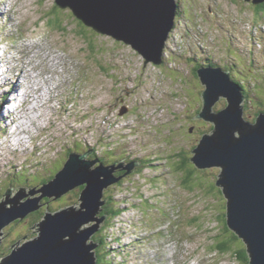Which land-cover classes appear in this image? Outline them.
<instances>
[{
    "label": "rangeland",
    "instance_id": "374dc122",
    "mask_svg": "<svg viewBox=\"0 0 264 264\" xmlns=\"http://www.w3.org/2000/svg\"><path fill=\"white\" fill-rule=\"evenodd\" d=\"M215 1L217 3L218 1L222 2L221 9L216 14L211 12V10L205 9V11L201 6H197L201 3V0H192L189 3L183 4V8L187 15L189 16L190 13L192 17V21L190 20L187 23V27H190V29L188 30L190 32L192 30L194 31L195 25H201L203 20L200 19L201 17L199 16V13L202 12V15L209 18V24L205 23V27H209L210 31L203 36V38L206 39V43L208 46L207 49L210 50V45L212 47V51L209 57H212L214 54H220L218 58L225 60L228 59L231 63V67L233 69H236L237 76L243 77L242 73H244V77H247V69L245 68V66L241 68L239 66L240 64H238L240 62L247 61V58L240 57L239 52L240 46L245 51H248V48L253 41L248 33L247 36L241 37V32H244V30H246L247 27L251 25L250 23H252L253 20L259 19L258 17L261 16L264 18V12L259 11V8L256 9L255 7L248 8L240 6L245 9L241 10L238 6L239 4H233V2L230 3V0ZM8 2H10V4L13 3L16 5L15 11L12 12L15 26H17V33L14 36V38L17 40L16 44L28 47L29 50H31L29 53L34 54L40 52L41 64L44 61L48 63L52 68L66 67L68 71V74H66V83H52L57 84L56 87L59 88H62V86L69 87L70 95L75 96V98H73V100L68 105L75 106L73 111H70L72 116H68L67 112L69 111L66 108H62L61 110H59L58 102L53 101L54 98L52 99L50 105L51 107H55V111L59 117V120H63V122H61L62 125H60L59 128L60 132L56 133V139L52 135L48 134V130V139L46 134V139L44 136H42L43 141H41V139L39 138V141L42 145L41 151L43 152V156H38V159H36L34 162L26 159V162L29 161L30 163L47 161L44 168L33 167L32 164L29 165L28 169H33L32 171H34V173L39 172V174L42 175V177L38 175L34 176L32 178L31 184H42L45 182L43 178L44 174H46L47 171L51 169V173L55 175V173L60 168H63L65 164L64 162L67 158V152H69V150L79 153V151L82 152L87 147V151L92 150V153H95V156H102V154L104 153V149L102 148H104V146L105 148L109 146V150H113L122 145L125 146L129 145V143L131 142H136L132 147L136 148L138 145L140 148L135 149V152L136 154H139L141 156L148 154L151 149L155 147L156 150L159 149L160 152H158V154L161 155L162 159L160 161H157V159L151 161L150 165L152 163H154L155 165L153 164L151 166H147L144 172L140 171L138 175L140 177V181L136 182L135 185L120 187L118 189V193L116 194V198L129 196V210L135 208L137 209L135 213L126 214L124 215V218L123 216H119L121 219L119 217L118 219H114L115 216L109 219V215H107L106 212L98 213L97 217L106 216L105 219H109L111 222L119 221L117 223L119 224V227H122L129 234H133L134 237H154L145 244L141 245V250L143 253L150 252L152 256H156L158 264H162V262L163 264H239V262H237L231 254L241 247L246 249L247 252V247L241 238L235 236L234 232H230L226 227L227 219L225 214L227 201L224 198L222 189L216 186L217 178L221 170L219 168H213L205 171H199L195 170L196 168L190 164H185L187 166L185 170H180L178 168L185 158H174V153L177 152L178 154H181V149H186L187 151L185 150V156L191 158L192 147L195 146L198 139L202 138L199 132L201 133L203 131H206L207 134H210L213 131L214 126L206 121V123L201 122L196 128V131L190 133L191 127L193 125H196V123L190 121L188 124H186L185 119H182L184 123H179V126L180 128L181 126H184L182 127L184 129L181 132H178V137L173 138V141L170 138H167L171 136V133L169 134L170 128H173L177 124L178 120H181L178 116L182 115L184 112H189V110L193 112V107L199 109L198 104H200L202 101L201 92H197V90L193 88L192 84L190 85V82L194 80V78L191 75L188 77V72L183 68L182 72L184 75H182L180 72L179 75L177 74L180 80L177 83L175 82V80H173L175 79V73L170 71L173 70V68L170 67L171 64L174 65L171 61L166 63L163 69H159L160 67L155 68L151 65L145 68L143 59L138 54H135V52L131 48H126L125 46L119 44L107 45L105 43V39L102 40L98 38L99 40L97 44L101 45V50H105V54L101 55L100 58V55L97 54V46L95 43V37L93 35V32L95 31H93V29L91 30V28H87L83 23H80L73 13L70 14V11L63 14V12H61L60 10H53L55 8L54 0H48L47 2L46 0H8ZM45 4V10L51 11L44 10L43 7L45 6ZM6 5V2L0 0V8L5 7ZM21 5H24V8ZM31 9H33L34 15L30 13ZM253 9L256 11H254ZM209 11L211 12V14ZM252 14L253 17H251ZM39 16H41L42 18L41 21L38 19ZM248 18L249 20L246 21V19ZM25 19L28 20L25 21ZM33 19H37V23L34 22ZM220 19H222V21H224L226 25H230L232 27V38H237L238 34H240L238 37V41H236L237 44H234L236 53L233 55L230 54L232 49L231 46H227V44H223V42H218V40H216L214 36L211 35L213 34L214 26L217 25L218 22H220ZM1 20L2 17L0 16V21ZM177 20L179 19L177 18ZM31 21H33L32 24ZM10 24H12V21L8 22L5 19L4 21H2V28L5 29V27H8V29L11 31ZM221 25L224 29L229 31L227 26H225L224 24ZM32 29L35 30L33 34L30 33ZM254 32H256V41L263 42L264 33L259 30H255ZM225 34L227 35L226 32ZM181 35L182 34L178 33V38ZM110 38L111 37H107V42L109 43ZM244 40H246L245 43ZM2 41L0 39V42ZM178 41L179 39L177 41L172 40L171 43L167 41L166 44L169 43L168 46L170 45V47H168V52L167 50H165L164 54L169 56V53H172L173 50L176 54V43L180 45ZM92 43H94L96 48H93ZM219 43L220 46L218 45ZM103 44H105V47L103 46ZM120 48L124 49V51H119ZM256 49L260 50L259 52L261 53H257L261 54V59H259L258 61H254L252 68L249 69V73L251 71L254 72L255 69L264 70V50L257 47L255 48V50ZM22 52L25 53L26 50L23 49ZM37 55L40 56L39 54ZM198 55L199 50L197 56ZM10 56L11 58L13 57V55L9 54L5 59V63L10 62L11 64ZM201 58H204V54L201 55ZM178 61H183L185 62V64H187L186 58L178 59ZM183 62H179L180 66H182ZM13 63L17 62L13 61ZM5 68L7 69V71L5 70ZM4 70L6 71L5 76L12 72L8 71L10 70V68H7L5 66ZM20 70L21 69L18 65L17 69H15L17 77H14L15 73L12 77H9L17 82L14 85L16 86V92H18L25 83L23 81L18 83L20 76H24L22 75L23 72H21ZM19 72H21V74ZM108 72L115 74L113 79H111L110 76L106 77L108 76ZM27 78L31 79V76L28 75ZM133 78H135L136 82L133 81ZM143 82L146 83L144 84L145 86L143 85ZM182 82L185 83L183 84ZM255 83L256 82H253L252 84ZM74 84H79L85 91L84 94L86 95V97L84 99H80L79 103H76V100L78 98V96H76L77 86H75ZM26 87L28 88V86ZM258 87L260 89V92L259 94L254 96L263 102L264 89L262 86ZM97 88H99V91H97ZM122 88L128 91H133L134 89V98H126L128 96H126L125 91V93L123 94L120 93V90H123ZM170 92L174 95H177V98L170 100V98H172ZM36 93H38V91H36ZM20 94L22 93H14L12 95L18 96ZM52 95L53 90L51 92V97ZM120 95L125 98V103L121 107L123 108L127 106L130 108L129 112L124 117L120 116V109H111L114 99ZM156 97H160L161 100L156 99V101H152L151 103L146 102L147 100H153ZM62 98H64V94ZM18 101L19 99L9 101V103H11L7 106L8 113L12 111V104L18 103ZM154 102H156V104H153ZM221 102H224V104L220 105ZM220 103H217V110L223 109L226 106L225 100H221ZM99 104L107 105V107L100 113L98 112V108L95 107ZM145 104H147L148 106H151L152 104L153 105L149 109H146L148 108V106H145V110L130 115L132 108H134L135 106L143 107ZM255 104L257 103L254 102L249 105L246 114H248V112L255 113V111L257 110L256 108H253ZM158 111H160L159 115L157 114ZM10 114L14 115V112H10ZM3 115H5V113ZM169 116L171 118L169 119L170 121H164L167 120ZM186 117L190 118V116ZM13 118L15 119L16 116H14ZM106 118L119 119V123L117 125L110 126V124L106 122ZM176 119L178 120L174 123ZM245 119H247V116L245 117ZM49 120L54 121L52 117H49ZM102 120L104 121V123L100 125L99 122H101ZM139 120H145L147 121V124L137 134H133L138 132V130L133 128L130 130H126L124 128L120 129V126L124 127L127 123H135ZM14 123H16V121ZM68 126H71L75 129H80V131H75L74 134L76 136L72 138L70 136V133L73 129L68 128ZM126 132L132 133V135H127L122 139L118 138L120 134L122 135ZM65 133H67L68 135ZM144 142L148 143L149 148L145 151H141V145ZM23 146H25V144H23ZM17 147L22 150L20 146ZM9 148L10 150L14 149V144L11 143L9 145ZM24 148L25 149H23V151L18 152L23 153L26 151L27 157H24L23 159L33 155L34 151L28 149V145H26ZM5 153V149L0 146V157H2V161L0 162V188H2L4 192H7V190L9 189H16L14 191L18 192L22 187H17L18 184L10 179L11 174H17L22 179H24L25 176L27 179L28 174L27 171H20L18 173V170L16 169L17 163L19 161L18 156H13L10 153H7V161L4 160V158L6 157ZM108 156L110 157L109 152ZM88 158L90 159L89 156ZM156 166H160V168L155 170L154 168H156ZM193 170H195V172L190 175V171ZM113 173L115 174V172ZM189 175L190 177H188ZM153 179L158 180L154 181ZM24 182L25 181H22L21 184H24ZM132 182L133 180H128L126 183ZM151 182L156 186L152 185ZM134 186H136L138 189H145L142 191H137V188H134ZM108 188L109 186L106 190H108ZM79 189L80 187H77L74 190L70 191L72 193L76 192V195L74 194V197H69L68 195L65 196V194L64 198H60L57 200V202L51 203L48 208H50V210L52 211H59L61 209L67 208V206L69 204H72L73 201H77V204H79V202L81 203V201H79V195L81 194V192H83L84 186L82 189ZM28 192H26V195L28 194ZM70 192H68V194ZM41 195L42 193L30 197H25L20 202L27 201L28 199L31 200L34 198H39ZM140 198H144L145 201H140L139 203V201L137 200ZM150 198L157 199L154 203L150 201ZM63 205L66 206L63 208H59ZM125 205L127 206V202L126 204L121 203V207H125ZM103 206H105V204ZM103 206H100L99 210H101V207ZM6 208L10 209V206L7 205ZM48 208H46V206H43L41 209H43L44 213H46L48 212ZM126 218L127 220L122 223L121 221L125 220ZM169 225L171 226V229L167 228L169 227ZM8 226L2 229V237L0 236V260L3 258V256H5L4 258H6L10 255L11 252L7 251V249L13 242L19 241L21 238H25L26 235H28L26 237L27 239L24 241V244H26L33 241L32 239H34L37 233H34L35 229H31V227L33 226V222H30L29 220L21 225L18 223L11 227ZM9 230L11 232H9ZM117 230V227L113 228L114 232H116ZM170 231L171 242L165 243L166 241H168L166 235ZM5 232L9 233L8 236L5 235ZM99 235L100 231L97 230L91 236V239L93 240L96 236ZM110 236H112V234ZM234 237H237V239H234ZM230 238L231 240H234L233 244H235V246H230L229 251L226 254H223L222 251L218 250V245L227 239L228 241H231ZM165 239L166 241H164ZM173 248H175L176 250ZM96 252L97 248L89 251L90 254H95ZM147 258L148 255L147 253H145L142 256L141 262L134 263L132 261L129 264H145L144 262L147 260ZM169 258L174 259L170 260ZM118 261L119 260H117L116 262ZM94 262H96V258ZM107 262L111 261L108 260ZM148 263L154 264L151 261H149Z\"/></svg>",
    "mask_w": 264,
    "mask_h": 264
},
{
    "label": "water",
    "instance_id": "95a60500",
    "mask_svg": "<svg viewBox=\"0 0 264 264\" xmlns=\"http://www.w3.org/2000/svg\"><path fill=\"white\" fill-rule=\"evenodd\" d=\"M245 1L254 6L264 3V0ZM55 5L58 10L72 11L96 33L132 46L143 56L145 65L154 66L164 62L166 43L179 12L177 0H55ZM198 74L205 88L202 92L204 106L193 120L203 118L214 129L202 137L193 151L191 163L199 170H221L217 186L227 201L228 227L245 242L249 263L264 264V112L255 123L246 121L243 94L231 81L229 73L208 68L200 69ZM222 98L227 101L226 107L214 112ZM90 154L72 156L57 175V181L46 187L45 194L42 192L45 198L58 199L86 185L80 194V208L46 212L42 233L40 223L31 228L35 229L34 233L40 231V239L22 247H18L21 243L18 242L11 257L3 263L4 258L0 264H95L94 253H89L95 247L88 242L99 224L105 221L106 216L95 218L102 211L100 206L106 203L104 190L114 183V177L113 171L102 166L93 170L98 161H86ZM138 163H130L132 169ZM38 192L41 189L29 195ZM23 195L27 197L24 192L10 199L13 201L10 209L6 208L10 204L0 203V232L41 207L38 205L42 195L20 203L25 198ZM7 197L8 194L3 199L9 203ZM91 223L97 224L84 228Z\"/></svg>",
    "mask_w": 264,
    "mask_h": 264
},
{
    "label": "bare ground",
    "instance_id": "6f19581e",
    "mask_svg": "<svg viewBox=\"0 0 264 264\" xmlns=\"http://www.w3.org/2000/svg\"><path fill=\"white\" fill-rule=\"evenodd\" d=\"M235 1V0H234ZM20 2V1H19ZM241 3H244V4H246V5H243V4H241ZM235 4H239L238 6L240 7V6H243V7H250V8H252V7H256V6H254L251 2H247V1H245V0H237L236 2H235ZM261 5H263V4H261ZM22 6V5H21ZM260 6V5H259ZM23 8H24V5L22 6ZM242 8V7H241ZM242 9H244V8H242ZM245 10V9H244ZM30 13H32L33 15H34V13H33V9H31L30 10ZM22 14V13H21ZM30 15V14H29ZM32 15V16H33ZM0 16H1V12H0ZM31 16V17H32ZM251 17H253V14H252V16ZM250 17V18H251ZM252 19V18H251ZM24 20V19H23ZM28 20V19H27ZM26 19H25V21H27ZM224 20V19H223ZM247 20H249V18L248 19H246V21ZM33 21L34 22H36L37 23V19H33ZM33 21H31V24L33 23ZM224 22V21H223ZM22 24V23H21ZM251 25H250V31L252 32V33H256V32H254L255 30H259V31H262L263 33H264V23H261V24H259V23H257L256 24V19L255 20H253L252 21V23H250ZM181 25H182V21H181ZM179 31V30H178ZM198 31L200 32L201 30L200 29H197V30H194L193 31V33H195V34H197L198 33ZM246 30H244V32H241V37H243V36H247V33L245 32ZM99 34V39H105L106 41H107V37L106 38H103V36L100 34V33H98ZM230 34H231V32H230ZM109 38V37H108ZM170 38V37H169ZM252 38V43L250 44V47L248 48L249 50L248 51H246L248 54H249V57H252L253 58V60L254 61H258L259 59H261L260 57H261V54H258V53H261V52H259L260 50H258V49H256L255 50V48L257 47V48H261L262 50H264V44L262 43V42H257L256 41V38H255V36H253V37H251ZM112 38H110L109 39V41H110V44H112V45H123V46H125L126 48H131L134 52H135V54H138L142 59H143V61H144V67L146 68V67H148V66H152V64L151 63H149L148 65H145V60H144V58H143V56L138 52V51H136L132 46H130V45H127V44H125V43H121V42H118V41H116V40H114V39H112ZM262 39V38H261ZM259 41V40H258ZM246 42V40H244V43ZM250 42H251V40H250ZM5 44V42H0V44ZM109 43V42H108ZM31 46V45H30ZM119 51H124V49H121L120 48V50ZM210 51H212V49H210ZM115 52H117V51H115ZM252 52H254L255 53V56H252ZM258 52V53H257ZM202 54H204V53H202ZM119 55V54H118ZM263 56V55H262ZM101 58V57H100ZM258 58V59H257ZM1 59H2V56H1ZM1 59H0V63H1ZM10 59H11V56H10ZM204 59V58H203ZM17 62V65H19V68L21 69L20 71L21 72H23L22 71V65H20V60L18 61H16ZM1 66L3 67V69H1L0 68V85L2 84V81L4 80V82H3V84L0 86V88L1 87H3L6 83H7V81L8 80H10V79H12V78H9V77H12L13 76V74L14 73H16L15 71H13L12 73H9V74H7L6 76H5V74H6V71L4 70V65H2V63H1ZM156 67H158V66H156ZM20 76V75H19ZM7 79V80H6ZM21 81H23V82H25L24 83V85H23V87L22 88H20L19 89V91L18 92H15V93H23V91H24V89L23 88H25L26 86H27V84H29V82H31V81H33V84H34V80H33V77L31 76V79L30 78H27V77H22V76H20V79L18 80V83H20ZM26 85V86H25ZM144 85V84H143ZM39 86V84L37 83V82H35V84H34V86H29L24 92L26 93V94H29V95H35V99L33 98V101L35 100V104H34V106L33 107H31V109H33V119H32V121H29V122H27V125L32 129V131H33V133H35L36 135H37V137H42V136H44L45 137V139H46V135H47V139H48V134H47V126H45V124H47L48 125V121L46 122V117L48 118V120H49V116H48V112L50 111L49 110V106H48V101L51 99V92H52V90H53V85H43V87L39 90L37 87ZM145 86V85H144ZM245 86H248V84L247 83H245ZM37 89H36V88ZM10 89H12V87H10V88H8V92L10 93V94H14V93H12V91H10ZM123 90H120V93H122L125 89L124 88H122ZM29 90H31V91H29ZM36 91H38V93H36ZM128 91V90H127ZM132 92V91H131ZM12 96H15V95H12ZM131 99H133L134 98V95H133V92L131 93V97H130ZM8 101V100H7ZM9 105V101L7 102V106ZM203 100H202V108H203ZM18 108H20V106L18 107ZM54 110H55V107L53 106L52 107ZM62 108H59V110H61ZM186 109V108H185ZM201 111H202V109H201ZM201 111H200V113H201ZM198 113V112H197ZM199 113V114H200ZM198 114V115H199ZM5 115H7L6 116V118L7 119H10V121L12 122V120H11V118H13L14 116H16V118L18 119V121H19V115H21V113H14V115H11L10 113H8L7 111L5 112ZM4 115V116H5ZM173 115H174V113H173ZM197 115V116H198ZM120 116L121 117H124L125 116V114H123V113H120ZM26 117H29V116H26ZM30 118V117H29ZM31 119V118H30ZM244 119H245V117H244ZM199 120H201V121H204V119L203 118H200ZM36 123H35V122ZM50 122H52V123H54V121H52V120H49ZM46 122V123H45ZM29 123H30V125H29ZM247 125H249L248 123H247ZM46 134V135H45ZM12 136H10L9 135V140H8V142H9V145L11 144L10 143V138H11ZM26 146V145H25ZM24 146V147H25ZM23 147V148H24ZM27 149V148H26ZM21 151H23V149L21 150ZM20 151V152H21ZM30 152V151H29ZM193 152V151H192ZM181 154H178L177 152H175L174 153V158L175 159H178L179 158V156H180ZM173 158V159H174ZM132 162H140V161H135V160H132V161H130V163H132ZM134 168H136V166L135 167H133V171H131L132 172V174L131 173H129V174H127V175H125L126 173H125V171L123 172V175H125L124 177H123V182H122V184L119 186V188L120 187H122V186H131V185H135L136 184V182H138V180L136 179V178H138V176L135 174V172H136V170L134 169ZM147 167L145 166L144 168H143V170H145ZM123 169V168H122ZM220 174H221V172H220ZM158 177V176H157ZM128 180H133V182L132 183H126ZM140 181V180H139ZM40 189H41V187H39ZM119 188H114L113 189V191L109 194V195H111L112 196V200L114 199L115 200V203L117 204V205H119V206H121V203L122 204H126V202L128 201V197H122V198H116V194L118 193V189ZM134 188H137L136 186H134ZM39 189V190H40ZM145 188H141V189H138L137 188V191H142V190H144ZM39 194V193H38ZM36 195V194H35ZM29 197H30V195H28ZM55 198H51V199H44V203H43V205H41V207L39 208V209H37V210H35V211H33L32 213H30L26 218H24V219H22L20 222H19V224H21L22 222H25V221H27L28 220V217L31 215V214H33V213H35V212H38V211H42V212H44L43 211V209H41L43 206H46V208H48V206H50V204L51 203H55V202H57V200L58 199H55ZM62 199V198H61ZM149 199V198H148ZM151 199V198H150ZM114 200H113V203H114ZM48 203V204H47ZM108 202L106 201V203H105V206H106V204H107ZM105 206H103V207H101V210L102 211H100V213H103L105 210H104V207ZM124 206V205H123ZM128 206H129V204H128ZM123 212L125 211V209H123L122 210ZM121 211V209H119L116 213L117 214H115V215H117L118 216V214H119V216H123V218L125 217L124 216V213ZM118 216V217H119ZM43 218H45V215L43 216ZM120 218V217H119ZM95 219H101V216L100 217H96ZM118 219V218H117ZM121 219V218H120ZM127 220V218L125 219V220H122L121 222L122 223H124V221H126ZM30 221V220H29ZM30 222H33L34 223V221L32 220V221H30ZM38 223H41V219L36 223V224H38ZM118 222L117 221H115V224H116V227L118 226V224H117ZM36 224H34L33 226H35ZM97 224V223H96ZM96 224H94V225H96ZM133 224V223H132ZM91 225H92V223L91 224H88V225H86V226H84V228L85 229H87V228H90L91 227ZM105 225H106V223L105 222H102V223H100L99 224V227L98 228H103V227H105ZM138 225V224H137ZM32 226V227H33ZM143 226V225H142ZM141 226V227H142ZM136 227V226H135ZM167 228H170L171 229V226L169 225V227H167ZM167 228H165V229H167ZM8 229V228H7ZM105 229V228H104ZM130 229V228H129ZM148 229V228H147ZM99 231V230H98ZM149 231V230H148ZM1 233H2V231H1ZM149 233V232H148ZM8 234L9 233H6L5 232V235L6 236H8ZM234 234H235V236H237L238 238H239V235L238 234H236L235 232H234ZM40 235V231H38L37 233H36V236L34 237V239H36V238H38V236ZM128 235V234H127ZM151 235V234H150ZM170 235H171V231L170 232H168V234L166 235V237L168 238V241H166V239L164 240V241H166L165 243H170L171 242V240H170ZM155 237H156V235H155ZM165 237V238H166ZM152 238H154V237H152ZM151 237H148V238H145V239H143V244H145L146 242H148L150 239H152ZM27 238H25L24 240H23V238H21L19 241H15V242H13L11 245H10V247H8V249H7V251H9V249H10V254H12V252L14 251V249L17 247V243L18 242H21V243H19V245H18V247H21V245L24 243V241L26 240ZM242 239V238H241ZM242 241H243V239H242ZM244 242V241H243ZM245 243V242H244ZM156 244V243H155ZM170 245V244H169ZM246 245V244H245ZM110 245L109 244H107V246L106 247H104L105 248V250L109 253L110 251H108V250H110V247H109ZM145 246V245H144ZM247 247V246H246ZM107 248V249H106ZM143 248H145V247H143ZM166 248V247H165ZM170 248V247H169ZM173 249H175V248H173ZM172 250V249H171ZM176 250V249H175ZM170 251V250H169ZM7 253V252H6ZM5 253V254H6ZM175 253V252H174ZM110 255H114V254H116V253H109ZM177 254V253H176ZM7 256V255H6ZM130 256V255H129ZM5 256H3V258H4ZM2 258V259H3ZM121 258V257H120ZM2 259L0 260V262L2 261ZM114 259L115 260H118V255L117 256H115L114 257ZM170 260H172V259H174V258H169ZM131 260L134 262V263H137L138 261H136L134 258H131ZM155 260H157L156 258H155ZM180 260V259H179ZM158 261V260H157ZM181 262V261H180ZM151 264V263H150Z\"/></svg>",
    "mask_w": 264,
    "mask_h": 264
},
{
    "label": "trees",
    "instance_id": "16d2710c",
    "mask_svg": "<svg viewBox=\"0 0 264 264\" xmlns=\"http://www.w3.org/2000/svg\"><path fill=\"white\" fill-rule=\"evenodd\" d=\"M257 8H259V11H264V5H261V6H259V7H256V9ZM256 11V10H255ZM182 14H180V11L178 12V18L181 16ZM257 23H259V24H261V23H263L260 19H256V24ZM210 49H212V47H211V45H210ZM102 51H104V50H101V52ZM252 56H255V53L254 52H252ZM206 60H208L206 57H204V59H202V58H200V59H197V58H194L193 59V61H198V62H201L200 64H204V62H202V61H205V63H206ZM165 61V60H164ZM208 62L209 63H213V60L209 57V60H208ZM242 78H244V77H242ZM236 80V79H235ZM237 81V83H239V81L238 80H236ZM244 89H243V96H244V98H245V103H244V110H245V117L247 116V119L246 120H248V121H250V122H252V123H255V121H256V119L258 118V115H259V113L260 112H262L263 111V109H258L255 113H253V112H248V114H246L247 113V110H248V108H249V105L250 104H252V102H253V100H255V99H257L254 95H257V94H259V92H260V90H258V89H254L252 86H245V87H243ZM262 94V93H261ZM262 103V101H260L259 99H258V104L259 105H261V106H264L263 104H261ZM264 102V101H263ZM253 108H254V106H253ZM255 109V108H254ZM193 112L192 111H190L189 110V112H184L182 115H180V116H178L179 117V119H181V120H178V119H176L175 121H174V123L178 120V122H177V124L171 129L170 128V131H169V134L171 133V136L170 137H167L168 139L170 138L172 141H173V138H177L178 137V132H181L184 128H182V127H184V126H181V128H180V126H179V123H184V121H182V119L183 118H180V117H186V116H190V118L189 117H186L187 119H190V120H192L191 119V116H193V114L192 113H194L197 109L195 108V107H193ZM198 112V111H197ZM253 115V118H251V119H254L255 118V120H249V118L251 117ZM177 117V118H178ZM196 121H201V120H198V119H196ZM173 125V124H172ZM171 126V125H170ZM172 130V131H171ZM201 134V136H204L205 134H207L206 133V131H203V132H201L200 133ZM166 138V137H165ZM193 148L194 147H192V151H193ZM88 150V148H85L84 149V151L81 153V155H84V154H86V153H88V152H90V151H87ZM186 150V149H185ZM70 152V154H69V158H68V161H70V158H71V151H69ZM93 152V151H92ZM151 152H152V154H148L147 155V157H145V158H143V157H139V154H135L134 155V157H133V160H135V161H140L138 164L139 165H141L140 166V168L138 169V171H137V173H140V171H142V172H144L145 170H143V168L146 166H151V165H153L154 163H152L151 165H150V159H152V161L153 160H155V159H157V161H160L162 158H161V155H159L158 154V152H160L159 151V149H151ZM185 151H183L182 149H181V155L179 156L180 158H185L184 159V161H182V163L180 164V166H179V168L178 169H180V170H185V168L187 167L185 164H190V165H193L192 163H191V159H189L188 157H186L185 156ZM92 155V156H91ZM89 157H90V159L88 158V160L89 161H94V160H99V163L100 164H105V165H109L110 164V158L109 157H107V155L106 156H99V155H97V156H95V153H92ZM155 157H154V156ZM157 155H159V156H157ZM153 156V157H152ZM184 163V164H183ZM155 165V164H154ZM157 167V166H156ZM158 167H160V166H158ZM195 167V166H194ZM196 170V169H195ZM195 170H193V171H190V175H192L193 174V172H195ZM141 172V173H142ZM136 173V174H137ZM118 175H121L120 173L118 174ZM190 175L188 176V177H190ZM19 176V175H18ZM190 179V178H189ZM154 181H156V180H158V179H153ZM148 183H150V182H148ZM151 184L152 185H155V184H153L152 182H151ZM82 189V188H81ZM80 190V189H79ZM76 192H73V193H71V195H69L70 197H74V194H75ZM111 192H109V191H107L106 192V195L108 196L109 194H110ZM76 195V194H75ZM80 196V195H79ZM108 203L106 204V206L104 207V212H106V214L107 215H109V219L111 218V217H114V219L115 218H117L118 216H119V214H118V216L117 215H115V214H117L116 212L118 211V208L119 209H122L123 210V208L121 207V206H119V205H117L116 203H113V200H112V196L111 195H109L108 197H107V200H106ZM113 206H114V208H113ZM50 208H48L47 209V211L49 210ZM123 212V211H122ZM43 216H44V212H42V211H38V212H35V213H33V214H31L29 217H28V220H30V221H34V223H33V225L34 224H36L40 219H42L43 218ZM27 220V221H28ZM26 222V221H25ZM24 222H22L21 224H23ZM20 224V225H21ZM109 225V224H108ZM106 226V225H105ZM32 228V227H31ZM9 232H11L10 230H9ZM12 237V236H11ZM10 237V238H11ZM95 238H97V242H99V243H101V244H104V243H107V240H106V238L104 239V238H102V234H100L99 236H96ZM234 239H237V237H234ZM230 240H231V238H230ZM234 240H231V241H228V240H226V241H224V242H222L221 244H219L218 245V250H220V251H222V253L223 254H226L228 251H229V249H230V246H233L234 244ZM5 255V254H4ZM232 257L237 261V262H239V264H250L249 262H250V260H249V257H248V254H247V252H246V249H244L243 247H241V248H239L238 250H236L235 252H233L232 254Z\"/></svg>",
    "mask_w": 264,
    "mask_h": 264
},
{
    "label": "flooded vegetation",
    "instance_id": "af4514ba",
    "mask_svg": "<svg viewBox=\"0 0 264 264\" xmlns=\"http://www.w3.org/2000/svg\"><path fill=\"white\" fill-rule=\"evenodd\" d=\"M236 1H237V0H235V1L233 0V3H235ZM203 4H204V5H208L207 0H203ZM241 4L246 5V4H244V3H241ZM124 91L126 92V96H128V97H126V98H130L132 92H131V91H127V90H124ZM124 91L122 92V94L125 93ZM200 107H201V109H202V101H201V106H200ZM200 107H199V109H197V110L195 111V113L193 114V116H191L192 121H193V118H195V117L200 113V111H201V110H200ZM197 111H198V113H197ZM194 120L196 121V119H194ZM190 133H191V132H190ZM113 189H114V188H113ZM112 191H113V190H112ZM112 191H111V192H112ZM9 251H10V249H9ZM7 253H8V252H7Z\"/></svg>",
    "mask_w": 264,
    "mask_h": 264
},
{
    "label": "clouds",
    "instance_id": "9594fccd",
    "mask_svg": "<svg viewBox=\"0 0 264 264\" xmlns=\"http://www.w3.org/2000/svg\"><path fill=\"white\" fill-rule=\"evenodd\" d=\"M180 3H181V4H184V0H183V2L180 0ZM179 8H180V6H179ZM179 11H180V9H179ZM205 23H206V24H209V20L207 19ZM193 157H194V155H193V153H192V158H193ZM193 166H194V165H193ZM195 168H196V170H199V169H197V167H195ZM199 171H205V170H199ZM136 173H137V172H136ZM136 173H135V174H136ZM137 175H139V174L137 173ZM155 186H156V185H155Z\"/></svg>",
    "mask_w": 264,
    "mask_h": 264
}]
</instances>
